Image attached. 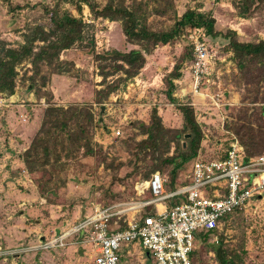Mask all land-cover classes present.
Masks as SVG:
<instances>
[{
    "label": "rangeland",
    "instance_id": "rangeland-1",
    "mask_svg": "<svg viewBox=\"0 0 264 264\" xmlns=\"http://www.w3.org/2000/svg\"><path fill=\"white\" fill-rule=\"evenodd\" d=\"M106 1L94 0L98 6ZM123 1L129 4L132 0ZM136 1L145 6L146 22L151 29L159 31L172 25L174 13L158 15L152 11L163 0ZM171 1L176 17L187 9L209 13L215 19V30L222 35L230 30L241 42L264 40V0H256L250 13H245L239 5L243 0ZM37 4L51 8L59 6L75 18L87 19L90 23L84 22L89 26L85 30L84 43H76L59 56V60L65 62L64 69L69 70L64 75H52L43 85L38 78L33 82L30 80L33 76L30 59L16 66L14 93L22 96L15 101L11 96L7 98L0 94L3 106L0 114V158L13 148H10L8 137L16 139L14 145L18 148L15 154L29 141L20 142L23 137L15 133V120L18 116L26 117L25 113L20 116L22 111L15 106L19 104L28 110L34 109L31 116L39 122L38 131L48 106V97L50 103L57 106H91L93 123L88 129V137L93 153L84 155L85 149L80 148L69 158L61 152L58 161L50 156L47 164L28 165L23 161L24 151L20 154L23 165L12 166L16 167L12 171L9 164L4 169L0 162V264H92L94 249L87 234L78 231L83 222L93 215L95 207L120 206L118 209L122 210L140 201L133 189L137 182L145 181L149 157L141 154L135 161V143L145 139L146 135H141L139 127L134 124L148 125L151 110L156 108L165 128H180L182 121L177 105L190 104L204 136L200 158L209 159L217 150L225 149L228 138L235 137L239 142L228 127L243 104H249L243 98L248 92L243 83L236 84L234 79L224 86L221 73H236L230 53L224 49L227 40L222 36L213 39L207 36L220 59L215 61L212 69L221 78V82L217 81L221 85V97L213 96L216 87L199 90L201 94L196 92L190 78V61L184 59L182 77L174 81V101L169 99L164 78L176 63L182 61L185 51L184 43L178 41L157 46L145 56V65L137 76L121 84L101 104H96L95 92L104 86L99 85L101 77L94 54L112 50L127 52L132 48L125 42L119 22L94 18L89 4L82 0H0V43L17 49L23 44V35L29 28L41 24L47 31L48 17ZM40 45L42 42H36L33 51L36 52ZM49 72L46 65L41 66V75ZM120 76L123 77L122 74L114 75L108 78V82ZM29 85L33 86L32 91L28 90ZM34 89L43 94L37 96ZM210 92L214 102L221 98V102H228V105L213 106L212 101L204 97V93ZM29 94L32 97L25 98ZM102 106L104 110L101 113ZM5 122L12 124L9 129ZM117 130L120 135L115 137L112 133ZM37 131L30 136L34 138ZM173 153L172 143L168 155ZM158 173L164 175L166 171ZM177 184L174 182L166 191L177 190ZM149 198L151 194L147 192L141 200ZM220 238L233 253L235 264H264V193L258 201L225 220L210 240L203 242L195 234L194 244H197L192 255L193 264H219L212 246H216L213 239L218 243ZM142 250L136 245L123 246L118 264H154L152 254Z\"/></svg>",
    "mask_w": 264,
    "mask_h": 264
},
{
    "label": "trees",
    "instance_id": "trees-1",
    "mask_svg": "<svg viewBox=\"0 0 264 264\" xmlns=\"http://www.w3.org/2000/svg\"><path fill=\"white\" fill-rule=\"evenodd\" d=\"M82 1L89 4L94 18L119 22L125 42L132 46L127 52L112 50L94 54L101 77L99 85L104 86L95 92L94 103L101 104L102 100L117 90L121 84L124 85L137 76L145 65V56L151 54L157 46L181 41L185 45L182 61L176 63L164 78L166 95L173 102L174 81L182 77V62L184 59H188V62L193 60L192 47L186 34L194 28H203L210 38L222 36L227 40L224 49L230 53L229 57L235 65L236 73L233 71L230 74H226L225 71L221 73L224 86L229 85L228 82L234 79L236 84L243 83L248 92L243 98L248 100L249 104H243L228 130L238 138L246 161L264 152V40L241 42L237 39L236 33L230 30L222 35L215 30V19L209 13L187 9L181 16L176 17L171 0H163L152 8V11L158 15L174 13L172 25L159 31L148 26L147 11L141 1L132 0L131 3L125 4L123 0H107L102 6H98L94 0ZM254 3L256 0H243L239 5L245 13H250ZM37 6L48 17L47 31L41 24L29 28L23 35V44L17 49L7 48L4 42L0 43V94L6 97L14 94L16 66L30 59L33 68V76L30 80L33 82L38 78L44 85L52 75L61 76L69 71L64 69L65 62L59 60L61 53L69 50L76 43L81 44L82 41L84 43L85 30L89 26L81 18H75L68 11L61 10L59 6L52 8L42 4ZM77 7L80 10V7ZM36 42H42V45L38 46L37 51L34 52ZM42 65L50 69L48 74H40ZM117 74H122L123 77L120 76L108 82V78ZM28 90L32 91L33 86L29 85ZM34 90L37 96L43 94ZM215 91L217 93L221 89H215ZM49 99L50 97L47 99L48 106L44 111L39 130L31 140L29 148L25 150L23 161L28 165L32 163L44 165L49 162L50 156L54 161H58L61 159V152L69 158L80 148L85 149L84 155H91L93 150L88 137V129L93 123L91 106L72 104L62 107L51 104ZM102 108L104 110L102 106L101 113ZM177 110L182 121L181 127L177 129L165 128L156 108L151 110L148 125L141 122L134 124L139 127L141 135H146L145 139L135 143V161L140 159L141 154L149 157L145 180L155 172L166 171L167 189L172 188V184L177 181L190 161L200 154L204 137L200 124L196 121L193 107L190 104H178ZM172 143L174 153L169 156ZM178 200L173 198L172 201ZM237 212L240 211L225 216L224 221ZM112 228H124V224L121 223L118 227L112 226ZM214 233L216 230L197 232V235L204 242L210 240ZM196 244L190 253L191 261ZM212 251L219 264H235L232 260L233 253L223 244L221 238L216 246H212Z\"/></svg>",
    "mask_w": 264,
    "mask_h": 264
},
{
    "label": "built area",
    "instance_id": "built-area-1",
    "mask_svg": "<svg viewBox=\"0 0 264 264\" xmlns=\"http://www.w3.org/2000/svg\"><path fill=\"white\" fill-rule=\"evenodd\" d=\"M186 38L192 47L190 78L196 92L201 94L199 90L207 91L212 87L220 90L217 82H221L220 75L212 69L220 59L207 41L205 30H189ZM220 93L213 96L221 97ZM211 94L204 93V97L216 108L228 105L221 102V98L214 102ZM2 108L0 99V114ZM112 134L117 137L120 131ZM166 182L167 177L157 172L135 184L133 190L139 202L122 210L118 209L120 206L94 208L93 215L78 230L87 234L94 249L92 264H118L119 252L129 244H139L152 254L154 264H192L190 253L197 232L218 230L225 216L243 211L262 198L264 152L246 161L237 139L228 138L222 156L193 160L177 190L166 191ZM147 192L151 198L142 201L141 197ZM178 197V202L172 201ZM142 211L147 213L139 214ZM121 223L124 228H112ZM213 241L217 243L216 239Z\"/></svg>",
    "mask_w": 264,
    "mask_h": 264
},
{
    "label": "crops",
    "instance_id": "crops-1",
    "mask_svg": "<svg viewBox=\"0 0 264 264\" xmlns=\"http://www.w3.org/2000/svg\"><path fill=\"white\" fill-rule=\"evenodd\" d=\"M53 79V82H54V78H52ZM51 86V85H50ZM20 96H22L21 94H19L18 92H15L12 96H11V98H12V100H15V101H17V100H19L20 99ZM30 98V97H32V94H29V95H26L25 96V98ZM7 98H10V97H7ZM15 108H17V110L19 111H22V112H20V116H21V113H25V115H26V117H19L18 116V118L15 120V122H14V124H15V126H14V128L16 129V132L15 133H17V136H20V137H23L21 140H19L20 142H22L23 140H29L25 145H23L22 147H20V150H18V152H16V154H15V150L18 148L17 147V145L15 146L14 145V143H16V139H14V137H12L11 135V137H8V141L10 142L9 143V145H10V148L11 147H13V148H11L12 150H8V152H5L3 155H2V158H0V162L2 163V165H1V167H3L4 166V169H5V166L7 165V164H9L10 166H11V171H12V169H14V168H16V167H18L19 165H23V162H22V160H21V157H20V154H21V152H24L27 148H28V146H29V143L31 142V140H32V138L33 137H31L30 136V134H35V132L37 131V129H38V124H39V122H36L35 121V119H32V111L34 110L32 107L28 110L26 107H25V105H23V106H21V105H16L15 106ZM17 116V115H16ZM11 121H13V120H11ZM6 123V127H7V129H9V127L12 125H10V123L9 124H7V122H5ZM10 125V126H9ZM9 132H12L11 131V129L9 130ZM19 144V143H18ZM226 146V145H225ZM223 153H224V148H222V149H220V150H217V152L215 153V155H213V157L214 158H216V157H220V156H222L223 155ZM203 154V152H202V150H201V152H200V154L195 158V159H197L198 157H200L201 155ZM212 157V158H213ZM195 159H193V160H195ZM210 159V158H209ZM193 160L192 161H190V163L187 165V167L183 170V172H181V175L178 177V179H177V181H176V184L177 185H179V181H181V179H182V177H183V175L184 174H186V171L189 169V167H190V165H191V163L193 162ZM16 165V167H12V166H15ZM166 177H167V174H164ZM168 178V177H167ZM148 180V179H147ZM146 181V180H145ZM167 183V182H166ZM165 189H166V184H165ZM167 190V189H166ZM174 191V190H173ZM177 199H179V197L177 198ZM180 200V199H179ZM178 200V201H179ZM177 201V202H178ZM145 213H147V211H142V212H140L139 214H145ZM197 234V233H196ZM131 245H136V247H140V245L139 244H131ZM133 248V247H132ZM141 248V247H140ZM144 250H142V252H143ZM128 252V251H127ZM144 252H146V251H144ZM146 254H148L147 252H146Z\"/></svg>",
    "mask_w": 264,
    "mask_h": 264
},
{
    "label": "water",
    "instance_id": "water-1",
    "mask_svg": "<svg viewBox=\"0 0 264 264\" xmlns=\"http://www.w3.org/2000/svg\"><path fill=\"white\" fill-rule=\"evenodd\" d=\"M102 110H103V108H102Z\"/></svg>",
    "mask_w": 264,
    "mask_h": 264
}]
</instances>
